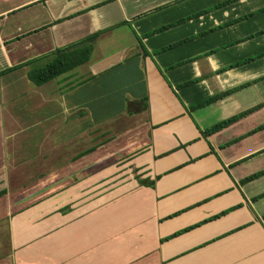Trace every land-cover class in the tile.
<instances>
[{"label":"crops","instance_id":"obj_1","mask_svg":"<svg viewBox=\"0 0 264 264\" xmlns=\"http://www.w3.org/2000/svg\"><path fill=\"white\" fill-rule=\"evenodd\" d=\"M226 1L0 0V191L38 200L8 214L9 264H264V175L242 182L264 170V0Z\"/></svg>","mask_w":264,"mask_h":264},{"label":"trees","instance_id":"obj_2","mask_svg":"<svg viewBox=\"0 0 264 264\" xmlns=\"http://www.w3.org/2000/svg\"><path fill=\"white\" fill-rule=\"evenodd\" d=\"M232 1L235 0H228L224 3H221L220 5H225L227 3H230ZM219 6V5H218ZM99 35V32L93 33L87 37H85L83 40H81L78 43L72 44L68 47H65L63 49H56L55 51H53L51 53V59L43 66L40 67H34L29 71V78L30 80L37 86H40L48 81H51L53 79H55L57 76H59L60 74H63L67 71L72 70L73 68H75L76 66L83 64L85 62H87L91 56L92 53V49H93V42L96 39V37ZM145 53V51H144ZM239 63H236L234 65H231L230 67L236 66ZM248 84H244V85H240L237 86L235 88L229 89L227 91H223L220 92L218 94H215L213 96L208 97L206 100L198 103L195 107H204L208 104H211L215 101H218L226 96H228L229 94L247 86ZM144 102L147 100V98L145 97ZM249 111H245V112H241L237 115H234L232 117H229L225 120H222L214 125H212L211 127L207 128L206 130H204L203 134L204 135H210L213 134L225 127H227L229 124L235 122L236 120H238L239 118L245 116L246 114H248ZM264 175V170H261L257 173H254L248 177H246L244 180H242V182H247L250 180H254L259 178L260 176ZM135 178L137 179L139 185H148V186H153L154 185V180L153 181H149L147 179H141L140 175H136ZM158 178V177H156ZM6 193L5 190L0 191V197L3 196ZM69 207H64L63 209H60L61 212H65ZM227 212V211H226ZM226 212L221 213L225 214ZM219 215H216L215 217H218ZM189 229V228H188ZM188 229H184L183 231H186ZM181 232L176 233L179 234ZM175 236L172 235L171 237ZM170 238V237H168ZM166 238V239H168Z\"/></svg>","mask_w":264,"mask_h":264},{"label":"rangeland","instance_id":"obj_3","mask_svg":"<svg viewBox=\"0 0 264 264\" xmlns=\"http://www.w3.org/2000/svg\"><path fill=\"white\" fill-rule=\"evenodd\" d=\"M44 134L45 133L43 132H35V133L32 132L31 133L30 130L22 132L21 133L22 142H20V145H18V148L12 147L9 149L8 154H9L10 163L11 164L14 162L16 163L17 161L23 160L29 157L31 154H34L35 152H37L39 150L38 144L41 141ZM105 136H108V135H102V142L105 140ZM119 169L120 168L116 166V169L114 170V172L118 171ZM1 183L2 181H0V188L2 187ZM106 183L107 184L102 186L101 189L105 188V186L108 185L109 181H106ZM111 183H112V179H111ZM32 189H33L32 187L31 188L27 187L25 190L20 191L21 193H15V194L12 193V194H8L3 197H0V257L3 254L7 255L3 257V260H0V264H4V263L9 264L8 260L10 258L9 254H7L9 250L7 232H6V221H7L8 214L10 211L13 210V208L18 209V208H21L26 203L32 205L38 201V200H31L30 198H33V197H29L27 195L30 193V191H32ZM36 198L37 199L41 198L43 200L42 197L38 198L37 196ZM20 203L22 204L19 205Z\"/></svg>","mask_w":264,"mask_h":264}]
</instances>
